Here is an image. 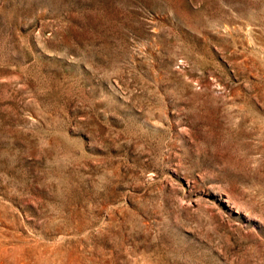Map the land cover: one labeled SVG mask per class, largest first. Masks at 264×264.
Masks as SVG:
<instances>
[{
  "label": "rangeland",
  "instance_id": "obj_1",
  "mask_svg": "<svg viewBox=\"0 0 264 264\" xmlns=\"http://www.w3.org/2000/svg\"><path fill=\"white\" fill-rule=\"evenodd\" d=\"M0 264H264V0H0Z\"/></svg>",
  "mask_w": 264,
  "mask_h": 264
}]
</instances>
